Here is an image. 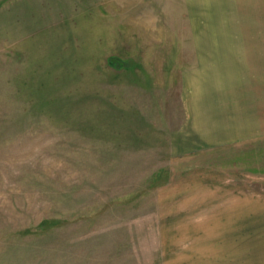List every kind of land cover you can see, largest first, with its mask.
<instances>
[{
	"label": "rangeland",
	"instance_id": "1",
	"mask_svg": "<svg viewBox=\"0 0 264 264\" xmlns=\"http://www.w3.org/2000/svg\"><path fill=\"white\" fill-rule=\"evenodd\" d=\"M0 264H264V0H0Z\"/></svg>",
	"mask_w": 264,
	"mask_h": 264
},
{
	"label": "trees",
	"instance_id": "2",
	"mask_svg": "<svg viewBox=\"0 0 264 264\" xmlns=\"http://www.w3.org/2000/svg\"><path fill=\"white\" fill-rule=\"evenodd\" d=\"M107 65L110 68H113V70L118 71L123 66V63L120 62V60H116V58L109 59L107 61Z\"/></svg>",
	"mask_w": 264,
	"mask_h": 264
}]
</instances>
